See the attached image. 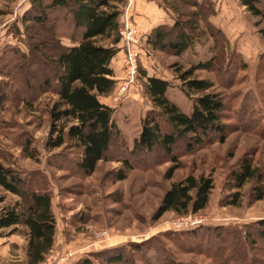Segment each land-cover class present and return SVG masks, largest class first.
Wrapping results in <instances>:
<instances>
[{"label": "rangeland", "instance_id": "rangeland-1", "mask_svg": "<svg viewBox=\"0 0 264 264\" xmlns=\"http://www.w3.org/2000/svg\"><path fill=\"white\" fill-rule=\"evenodd\" d=\"M208 1L212 8L198 9L190 5L191 0H156L169 16L162 25L171 26L177 19L180 27L171 31L164 27L165 39L174 41L182 29L191 42L175 54L167 48H152L138 31L136 74L122 94L119 86L126 79L123 55L111 62L113 88L98 99L112 109L111 120L121 138L113 141L106 160L98 161L90 174L81 175L72 165V148L62 145L48 150L45 146L50 127L47 110L56 95L52 83L46 88L42 81L53 79L56 70L50 64L37 63V56L55 53L48 41L52 24L23 20V15H32L27 12L29 0H0V163L24 175L32 173L30 188L50 196L53 243L38 264H72L83 257L92 264H107L105 258L117 253L122 257L118 264H155L148 259L151 252L146 254L149 244L159 246L174 264H239L242 256L243 264L263 260L264 241L253 231L249 240L255 239L254 246L243 237L247 226L264 220V197L255 198L254 178L234 187L228 174L244 155L252 166L260 170L264 166V42L257 33L264 26V16L251 15L237 0H224L222 11ZM29 36L32 44L45 43V51L38 47L31 56ZM7 47L17 53L5 55ZM207 60L210 66L193 70L191 77L210 81L209 91L218 93L233 111L234 117L224 120L229 123L224 140L208 139L191 151L179 143L174 149L178 166L169 177L166 171L172 162L159 150L128 156L142 117L153 108L144 90L146 78L166 80L165 97L189 114L195 94H184L178 75ZM226 113L229 117L228 110ZM121 155L131 167L124 169L123 179L114 180L116 171L123 168L116 160ZM187 174L210 177L212 188L205 207L182 214L168 210L156 216L163 191ZM0 197V207L17 199L1 189ZM186 219H201L202 224L174 227ZM219 228L238 234L218 243L215 233H224ZM142 242L147 243L140 252L129 245ZM25 246L23 226L1 228L0 264H26Z\"/></svg>", "mask_w": 264, "mask_h": 264}, {"label": "trees", "instance_id": "trees-1", "mask_svg": "<svg viewBox=\"0 0 264 264\" xmlns=\"http://www.w3.org/2000/svg\"><path fill=\"white\" fill-rule=\"evenodd\" d=\"M237 1L251 15L264 16V0ZM190 5L198 9L213 7L208 0H191ZM27 12L32 15H23V20L31 21L32 24L42 25L49 21L52 24V34H49L48 41L55 53L37 56V63L50 64L56 70L53 79L49 77L42 81L43 87L46 88L52 83L51 90L56 95L47 110L50 127L45 146L48 150L62 145L64 148H72L75 154L71 160L72 165L79 174L88 175L98 161L109 157L113 141L121 138L118 128L111 120L112 109L98 99V96L107 95L114 85L109 62L116 52V44L120 38L117 21L119 11L110 0H29ZM51 13H54V16L50 20L48 17ZM195 14L192 17L194 22L198 12ZM206 23H209L207 19ZM178 26V20L175 19L171 26L158 25L152 28L146 38L147 43L152 48H167L179 54L191 42L186 30L179 29L174 41L166 40V33L162 31L164 27L171 31L180 28ZM257 33L264 42V26L258 28ZM31 38H28L31 56L37 54L38 47L41 52L45 51V43L32 44ZM61 40H67L68 44H62ZM7 50L5 55L17 53L14 48L7 47ZM21 57L25 59L26 56L22 54ZM210 63V60L199 62L178 75L184 94H195L189 114L181 111L165 97L168 87L166 80L152 76L146 78L144 90L153 108L147 110L142 117L140 133L134 139L132 149L126 153L128 156H141L159 150L167 161L172 162L166 171V177H169L178 166L174 149L179 143L184 150L191 151L208 139L218 142L224 140L229 127V123L224 120L233 118V111H229V107L218 93L209 91L212 87L210 81L191 77L193 70L208 68ZM0 86L3 87L2 84ZM227 110L229 117L226 115ZM116 160L121 161L123 168L116 171L114 180H121L125 176L124 169L130 168L131 164L122 155L117 156ZM31 175L32 173L24 175L22 171L0 163V189L17 198L12 204L0 207V229L23 226L26 234V264H38L52 246L54 218L48 192L30 188ZM228 177L234 187H240L246 180L254 178L256 184L252 192L255 198L264 197V166L261 170L252 166L246 155L239 159ZM211 188L210 177H194L187 174L171 182L163 191L155 215L159 216L168 210L177 214L196 212L205 207ZM221 231L224 233L217 232L214 236L218 243L219 240L225 242L229 237L238 234L233 229ZM250 231L264 241V220L247 226L243 239L249 240ZM193 233L194 231L192 236ZM249 241L254 246L255 239ZM146 243L129 245L131 249L140 252ZM145 248L146 254L151 252L148 259L155 264H174L159 246L149 244ZM217 249L218 247L215 252ZM262 256L264 257V251ZM244 259L242 256V263L239 264H243ZM121 260V255L117 253L107 256L104 262L118 264ZM254 262L264 264V258ZM72 264L92 262L83 257Z\"/></svg>", "mask_w": 264, "mask_h": 264}, {"label": "crops", "instance_id": "crops-1", "mask_svg": "<svg viewBox=\"0 0 264 264\" xmlns=\"http://www.w3.org/2000/svg\"><path fill=\"white\" fill-rule=\"evenodd\" d=\"M110 2L117 6L119 15L117 21L119 24L125 17H128L133 21L139 34H141L143 40L146 39L148 32L155 26L166 24L169 18L167 12L162 9L156 2V0H110ZM215 8H219L221 11L225 9L224 0H212ZM120 40L116 46V52L109 62V67H111V62L115 60L118 56L123 55V50L121 48ZM66 45V44H65Z\"/></svg>", "mask_w": 264, "mask_h": 264}, {"label": "built area", "instance_id": "built-area-1", "mask_svg": "<svg viewBox=\"0 0 264 264\" xmlns=\"http://www.w3.org/2000/svg\"><path fill=\"white\" fill-rule=\"evenodd\" d=\"M119 40L122 42L121 48L123 50V69L126 79L121 82L119 86V93H124L127 91L128 86L131 85L132 80L136 74L137 70V58H138V50H137V42H138V30L135 24L125 17L122 20V23L118 27ZM201 223V219H186L174 223V227L176 229L196 226Z\"/></svg>", "mask_w": 264, "mask_h": 264}]
</instances>
